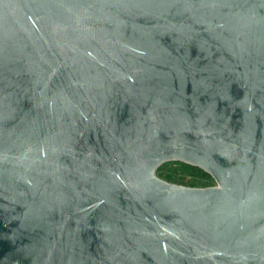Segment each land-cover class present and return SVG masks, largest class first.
I'll return each mask as SVG.
<instances>
[{
  "label": "water",
  "instance_id": "obj_1",
  "mask_svg": "<svg viewBox=\"0 0 264 264\" xmlns=\"http://www.w3.org/2000/svg\"><path fill=\"white\" fill-rule=\"evenodd\" d=\"M0 264H264V0H0Z\"/></svg>",
  "mask_w": 264,
  "mask_h": 264
},
{
  "label": "rangeland",
  "instance_id": "obj_2",
  "mask_svg": "<svg viewBox=\"0 0 264 264\" xmlns=\"http://www.w3.org/2000/svg\"><path fill=\"white\" fill-rule=\"evenodd\" d=\"M178 160H169V161H165L164 163H162L160 165V168L163 170H170V171H174L175 168H177L176 164L177 163H174ZM176 174L173 173V177L172 179H163L167 182H170V183H175V184H180V185H184V186H190L189 184H191V182H195V187H203V182L205 180H207L208 183L212 184L211 186H214L216 185V181L215 179L213 178V176H211L209 173H203L201 171H198V170H195V169H192V168H189L188 170L186 169H177L176 170Z\"/></svg>",
  "mask_w": 264,
  "mask_h": 264
},
{
  "label": "trees",
  "instance_id": "obj_3",
  "mask_svg": "<svg viewBox=\"0 0 264 264\" xmlns=\"http://www.w3.org/2000/svg\"><path fill=\"white\" fill-rule=\"evenodd\" d=\"M174 163H177L176 164V166H177V168H175V170L173 171H170V170H162L161 168H160V166L156 169V175L158 176V177H160V178H167V179H172V175H173V173L174 174H176V170L177 169H179V168H181V169H186V170H188L189 168H192V169H195V170H198V171H201V172H203V173H206L203 169H201V168H199V167H197V166H194V165H191V164H188V163H185V162H182V161H176V162H174ZM207 174V173H206ZM204 184H203V187H207V186H211L212 184H210V183H208L207 182V180H205L204 182H203ZM191 187H195V182H191V184H189Z\"/></svg>",
  "mask_w": 264,
  "mask_h": 264
}]
</instances>
